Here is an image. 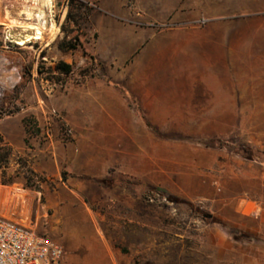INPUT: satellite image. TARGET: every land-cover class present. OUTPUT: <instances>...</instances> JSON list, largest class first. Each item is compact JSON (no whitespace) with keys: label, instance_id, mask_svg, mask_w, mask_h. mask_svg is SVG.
Instances as JSON below:
<instances>
[{"label":"rangeland","instance_id":"obj_1","mask_svg":"<svg viewBox=\"0 0 264 264\" xmlns=\"http://www.w3.org/2000/svg\"><path fill=\"white\" fill-rule=\"evenodd\" d=\"M258 1L232 0L216 28L200 18L181 51L168 32L177 13L137 19L145 35L133 44L134 18L114 3L53 0L44 36L6 19L31 0H0V214L61 242L63 264H264V230L214 200L235 159L264 161V84L251 81L264 44L247 53L242 21ZM69 10L81 17L64 30ZM213 29L239 37L219 68L235 72L236 101L253 104L205 120L212 107L188 103L227 76L210 73L201 48ZM67 31L78 48L60 47ZM60 61L73 71H56Z\"/></svg>","mask_w":264,"mask_h":264},{"label":"crops","instance_id":"obj_2","mask_svg":"<svg viewBox=\"0 0 264 264\" xmlns=\"http://www.w3.org/2000/svg\"><path fill=\"white\" fill-rule=\"evenodd\" d=\"M37 3L41 0H31ZM106 5L117 4L123 7V15H131L134 19L127 20V24L132 28L133 44L140 39V31L136 32L138 25L137 19L146 20L147 25L162 24L171 19L176 13L177 19L174 24L177 27L169 29V34L177 38L181 51H186L190 45L188 27L195 26V22L200 18L208 21L210 26L216 28L220 22H231L230 18L235 14L232 0H228L226 7L221 0H133V9L126 6L127 0H103ZM256 2L257 0H245L244 6H248L247 2ZM260 1V2H259ZM256 9L250 8L251 16L244 18L243 25L245 33L243 34V42L246 44L247 53L258 52L264 44V0H259ZM136 7V8H135ZM223 17H229L227 21H221ZM215 31V32H214ZM153 32V31H152ZM144 33V32H143ZM152 34V33H151ZM136 35V38H135ZM145 35V33H144ZM193 36V35H192ZM195 37V36H193ZM238 36L234 33H220L219 30L213 29V33L202 34L201 48L205 57H210V72L212 74H223L226 77L216 78L212 75L210 81H218L217 84H206L201 89H197L196 99L190 102V105L206 108L202 114L212 116L205 120H215L214 115L218 114L214 107L235 106L253 104L251 101L237 102L234 93V86L230 83L235 81V72L230 69H220V64L225 63L227 58L235 51V42ZM239 39V37H238ZM240 41V39L238 40ZM119 42V38H117ZM256 55V54H255ZM259 57V54L256 55ZM209 70V69H208ZM222 70V71H220ZM251 81L264 84V74L262 71H254ZM209 80V78H206ZM264 90V85L259 86ZM244 97H240L242 99ZM245 99V98H244ZM258 104V103H256ZM217 119V118H216ZM225 192L220 193L217 201L230 203L236 210V217L241 220L250 230H264V161L256 162L252 159L237 158L233 165H229L227 177L223 182ZM65 260V258H64ZM64 262V261H63Z\"/></svg>","mask_w":264,"mask_h":264},{"label":"built area","instance_id":"obj_3","mask_svg":"<svg viewBox=\"0 0 264 264\" xmlns=\"http://www.w3.org/2000/svg\"><path fill=\"white\" fill-rule=\"evenodd\" d=\"M65 255L61 242L0 214V264H63Z\"/></svg>","mask_w":264,"mask_h":264},{"label":"bare ground","instance_id":"obj_4","mask_svg":"<svg viewBox=\"0 0 264 264\" xmlns=\"http://www.w3.org/2000/svg\"><path fill=\"white\" fill-rule=\"evenodd\" d=\"M53 7V0H42L41 2L25 5L24 10L21 13V18L20 15L19 18H13V15H6V19L9 21V26L11 27H22L27 31H40L44 33V36H47L49 35V32L47 33L48 17L52 12ZM40 38L42 37L37 35L36 33H34V35L28 34L26 37V41ZM24 41L25 40H23L21 43H24Z\"/></svg>","mask_w":264,"mask_h":264},{"label":"trees","instance_id":"obj_5","mask_svg":"<svg viewBox=\"0 0 264 264\" xmlns=\"http://www.w3.org/2000/svg\"><path fill=\"white\" fill-rule=\"evenodd\" d=\"M79 15H76L75 13H73L72 10H69L67 17H66V21L63 24V29L66 30L67 28V24L69 22H75L76 24H79V19L81 17L80 13H77ZM70 31L66 33L64 39L61 41L60 43V47L64 50H71V49H76L81 45V40L77 35H70ZM55 70L63 73V74H70L73 71V66L70 63L64 62V61H60L57 63V65L55 66Z\"/></svg>","mask_w":264,"mask_h":264}]
</instances>
